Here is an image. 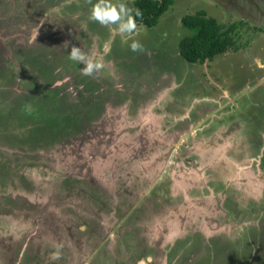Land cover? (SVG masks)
I'll list each match as a JSON object with an SVG mask.
<instances>
[{"label": "rangeland", "instance_id": "rangeland-1", "mask_svg": "<svg viewBox=\"0 0 264 264\" xmlns=\"http://www.w3.org/2000/svg\"><path fill=\"white\" fill-rule=\"evenodd\" d=\"M94 2L0 0V264H264V0H173L132 35L146 52ZM198 9L239 23L236 48L190 63Z\"/></svg>", "mask_w": 264, "mask_h": 264}, {"label": "trees", "instance_id": "trees-1", "mask_svg": "<svg viewBox=\"0 0 264 264\" xmlns=\"http://www.w3.org/2000/svg\"><path fill=\"white\" fill-rule=\"evenodd\" d=\"M172 2L173 0H132V6L141 9L143 14V25L150 27L157 23L159 16L172 4ZM180 22L184 27L191 31L190 34L181 37L177 43L179 55L187 62H203L206 59H212L216 54L222 53L231 48H236V37H234V31L239 23L233 22L225 26L215 17L208 15L205 9H198L193 13H186L182 15L180 17ZM70 189V197L72 198L73 195H75V188L70 186ZM75 196L76 197L73 199L77 198V195ZM90 215V219L88 220L89 225L85 228V230L88 228V230L92 231L93 234L96 232L100 235V232L103 231L106 225L105 227L103 226V219L101 217H96L93 213ZM94 227H96V229ZM79 231L82 232L80 229ZM71 234L74 238V231ZM0 244L4 247L6 246L3 243ZM16 245L21 246L20 244ZM96 246L93 245L92 250ZM87 247L88 246L85 247V250Z\"/></svg>", "mask_w": 264, "mask_h": 264}, {"label": "clouds", "instance_id": "clouds-1", "mask_svg": "<svg viewBox=\"0 0 264 264\" xmlns=\"http://www.w3.org/2000/svg\"><path fill=\"white\" fill-rule=\"evenodd\" d=\"M142 15L140 8L130 6L125 0H115V2L113 0H95L89 10L88 18L98 22L102 26H109L113 39L117 36L125 38L128 43V48L132 52H146L143 44L139 40L131 39L132 35L139 31L138 21L143 26ZM107 50L106 48L105 51ZM68 59L82 65L80 71L83 76H91L94 73H99L104 67L101 60L94 59L76 45L70 47ZM253 62L256 67L264 68V62H262L260 57H254ZM68 79L70 78L64 77L63 81H57V86L60 83L67 82ZM68 90L70 92L73 91L71 86ZM56 255L58 256V253ZM137 264H144V260H139Z\"/></svg>", "mask_w": 264, "mask_h": 264}, {"label": "flooded vegetation", "instance_id": "flooded-vegetation-1", "mask_svg": "<svg viewBox=\"0 0 264 264\" xmlns=\"http://www.w3.org/2000/svg\"><path fill=\"white\" fill-rule=\"evenodd\" d=\"M67 41L69 42L70 40H69V39L66 40V41H65L66 44L68 43ZM17 44H18V43H17ZM68 47H69V49H70L71 46L68 45ZM0 51H1V49H0ZM64 52H65V51H64ZM24 236H26V235H24ZM24 236H23V237H24ZM23 237H22V238H23ZM27 239H28V237L26 236V240H27ZM24 241H25V240H24ZM20 245H21V246H19V248H20V251H19V252H20V254H21V257H23V253L27 250V249H26L27 245H26L25 243H24V244H20ZM36 250H37L38 253L41 252V248H36ZM18 256H19V253H18ZM19 259H20V258H18V260H19ZM21 259H22V258H21Z\"/></svg>", "mask_w": 264, "mask_h": 264}, {"label": "crops", "instance_id": "crops-1", "mask_svg": "<svg viewBox=\"0 0 264 264\" xmlns=\"http://www.w3.org/2000/svg\"><path fill=\"white\" fill-rule=\"evenodd\" d=\"M86 3H87V0H86ZM131 6H132V2H131ZM90 10V8L88 9V11ZM88 17H89V14H88ZM88 20L89 21H91V22H96V21H94V20H90L89 18H88ZM143 26H145V25H143ZM138 27H140V24H138ZM148 27V26H147ZM75 29L77 30L76 32H75V34H78L79 33V31H78V27H75ZM93 35H97V36H99L100 34H99V32H97L96 30H94V31H92L91 33H87V36H90V37H92ZM223 91H225L224 89H223Z\"/></svg>", "mask_w": 264, "mask_h": 264}, {"label": "bare ground", "instance_id": "bare-ground-1", "mask_svg": "<svg viewBox=\"0 0 264 264\" xmlns=\"http://www.w3.org/2000/svg\"><path fill=\"white\" fill-rule=\"evenodd\" d=\"M208 17H209V16H208ZM250 28H251V27H250ZM261 31H262V30H261ZM230 33H231V32H230ZM226 34H227V33H226ZM232 39H233V38H232ZM227 41H228V40H227ZM228 44H229V43H228ZM232 44H233V43H232ZM231 46H233V45H231ZM243 67H244V66H243ZM231 75H232V74H231ZM233 75H235L234 72H233ZM235 76H236V75H235ZM235 76H234V77H235ZM20 132H21V131H20ZM213 138H214V137H213ZM191 142H192V141H191ZM199 147H200V146H199ZM4 160H5V159H4ZM5 163H6V162H5ZM0 166H1V165H0ZM36 175H37V174H36ZM31 179H32V178H31ZM33 188H34V187H33ZM9 224H10V223H9ZM35 243H36V242H35Z\"/></svg>", "mask_w": 264, "mask_h": 264}]
</instances>
